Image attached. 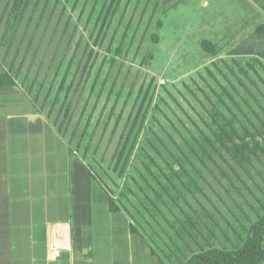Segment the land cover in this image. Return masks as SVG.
Wrapping results in <instances>:
<instances>
[{
	"label": "rangeland",
	"instance_id": "374dc122",
	"mask_svg": "<svg viewBox=\"0 0 264 264\" xmlns=\"http://www.w3.org/2000/svg\"><path fill=\"white\" fill-rule=\"evenodd\" d=\"M263 6L28 0L14 17L0 0V70L65 121L72 156L136 226L146 262L236 248L264 214Z\"/></svg>",
	"mask_w": 264,
	"mask_h": 264
},
{
	"label": "crops",
	"instance_id": "0c3cea01",
	"mask_svg": "<svg viewBox=\"0 0 264 264\" xmlns=\"http://www.w3.org/2000/svg\"><path fill=\"white\" fill-rule=\"evenodd\" d=\"M90 176L23 89L0 85V264H152Z\"/></svg>",
	"mask_w": 264,
	"mask_h": 264
},
{
	"label": "trees",
	"instance_id": "16d2710c",
	"mask_svg": "<svg viewBox=\"0 0 264 264\" xmlns=\"http://www.w3.org/2000/svg\"><path fill=\"white\" fill-rule=\"evenodd\" d=\"M259 1V0H256ZM28 2V0H14V17L19 16V11ZM113 5V4H112ZM111 7V5L109 6ZM264 8V6H263ZM108 12L110 10L108 9ZM258 34L264 33V23L259 25L256 29ZM153 40L158 41L156 34L153 35ZM204 49L210 53H214L216 46L209 40L202 42ZM0 85H19L10 70H5L0 73ZM35 102V101H34ZM37 104V102H35ZM38 106V104H37ZM39 107V106H38ZM41 110V108L39 107ZM42 112V111H41ZM47 120L48 117L46 116ZM55 129L61 136H63V127H65V121L61 120L60 124ZM230 135V134H229ZM241 137V136H240ZM234 141L233 138H231ZM125 141L116 155V168L120 162H126L129 159L130 151L126 152ZM69 145V144H68ZM74 150L69 145V155L72 156ZM90 171V170H89ZM90 175L96 178L90 171ZM109 195V209L112 212H123L122 207L118 204L113 196ZM130 230L132 233H138L136 226L133 222H129ZM264 261V214H260L258 219L251 222L248 229L247 236L244 238L242 244L233 249L211 247L209 249H202L200 252H194L192 256L187 260L186 264H262ZM159 264H168L164 259L159 260Z\"/></svg>",
	"mask_w": 264,
	"mask_h": 264
},
{
	"label": "built area",
	"instance_id": "2783aa9c",
	"mask_svg": "<svg viewBox=\"0 0 264 264\" xmlns=\"http://www.w3.org/2000/svg\"><path fill=\"white\" fill-rule=\"evenodd\" d=\"M59 254L60 253L57 250H53V252H52L53 257H57V256H59Z\"/></svg>",
	"mask_w": 264,
	"mask_h": 264
},
{
	"label": "water",
	"instance_id": "95a60500",
	"mask_svg": "<svg viewBox=\"0 0 264 264\" xmlns=\"http://www.w3.org/2000/svg\"><path fill=\"white\" fill-rule=\"evenodd\" d=\"M52 251H53V250H52V247H51V248L49 249V253L52 254Z\"/></svg>",
	"mask_w": 264,
	"mask_h": 264
}]
</instances>
